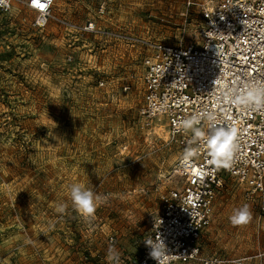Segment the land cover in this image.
<instances>
[{
	"label": "rangeland",
	"instance_id": "obj_1",
	"mask_svg": "<svg viewBox=\"0 0 264 264\" xmlns=\"http://www.w3.org/2000/svg\"><path fill=\"white\" fill-rule=\"evenodd\" d=\"M220 1L56 0L52 14L186 45L201 5ZM34 18L17 3L0 12V264H109L110 251L121 264H136L161 212L160 196L178 183L171 169L182 155L168 140L165 118L145 126L139 115L143 51L54 21L38 31ZM127 73L132 87L122 93ZM74 183L99 196L91 216L72 205ZM244 204L252 218L233 226L229 217ZM260 205L264 191L228 179L201 238V258L264 264Z\"/></svg>",
	"mask_w": 264,
	"mask_h": 264
},
{
	"label": "built area",
	"instance_id": "obj_2",
	"mask_svg": "<svg viewBox=\"0 0 264 264\" xmlns=\"http://www.w3.org/2000/svg\"><path fill=\"white\" fill-rule=\"evenodd\" d=\"M56 0H5L1 13L21 4L35 14L32 27L43 30L54 21L82 35L104 42H120L142 49V103L139 115L145 126L157 117L166 119L168 140L182 155L171 172L178 183L160 196L161 212L152 220L145 239L158 247L159 264H221L219 258H201L200 241L211 225L215 199L228 179L264 191V100L258 105L236 103L253 88H264V0H221L201 5V22L186 45H168L95 23L73 25L53 16ZM100 5L99 14H104ZM68 61L72 60L68 56ZM134 75L127 73L120 90L128 93ZM103 87L104 81H98ZM196 116L205 137H195L183 121ZM216 126L230 129L236 145L227 166L214 159L207 146ZM186 151L189 152L185 155ZM264 211V205H260ZM166 246V252L163 245ZM113 242V238L108 240ZM144 245L136 264H158Z\"/></svg>",
	"mask_w": 264,
	"mask_h": 264
},
{
	"label": "clouds",
	"instance_id": "obj_3",
	"mask_svg": "<svg viewBox=\"0 0 264 264\" xmlns=\"http://www.w3.org/2000/svg\"><path fill=\"white\" fill-rule=\"evenodd\" d=\"M50 4L51 0H47ZM5 0H0V5L4 4ZM264 100V88H253L250 90L249 94L241 95L237 97L236 103H251L255 101L258 105ZM199 123V120L196 116H193L190 119L184 120L183 125L185 129L192 128L194 124ZM215 133L207 137V146L211 156L216 159L218 162L227 166L230 162V158L235 151L236 145L234 143V136L230 129L223 126H216ZM195 137L201 138L205 137V133L198 128L193 129ZM189 152L186 151L185 155H188ZM69 194L72 205L74 208L80 212L81 215L88 217L91 216L95 211V201L99 199V196L94 193V191L89 188L82 186L81 184L74 183L69 187ZM65 206H58V210L63 212ZM252 218V213L247 204L236 208L233 210V214L229 217V220L233 226H238L242 224H247ZM147 246L151 248L150 255L155 259L159 264V258L157 256L158 247L145 242ZM160 244L163 245V250L166 252V246L162 240ZM109 264H121L119 254H114L110 251L108 256Z\"/></svg>",
	"mask_w": 264,
	"mask_h": 264
}]
</instances>
